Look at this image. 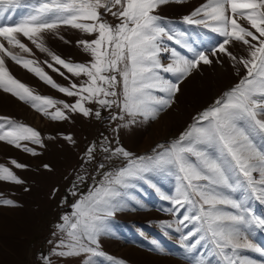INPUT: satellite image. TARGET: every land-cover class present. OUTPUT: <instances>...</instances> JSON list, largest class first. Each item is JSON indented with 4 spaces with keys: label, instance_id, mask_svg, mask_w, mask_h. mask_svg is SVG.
I'll return each mask as SVG.
<instances>
[{
    "label": "snow or ice",
    "instance_id": "obj_1",
    "mask_svg": "<svg viewBox=\"0 0 264 264\" xmlns=\"http://www.w3.org/2000/svg\"><path fill=\"white\" fill-rule=\"evenodd\" d=\"M171 2L173 0H35L25 5L23 0H0V90L31 103L53 120L68 119L65 110L91 116L93 111L86 103H97L109 109L116 106L133 120L137 116L154 119L162 108L171 106L182 79L201 63L213 62L204 51H196L181 39L184 33L161 25L158 10ZM22 7L28 10L17 13L18 19L12 20L16 9ZM106 14L119 22L109 23L104 18ZM183 19L222 37L219 45L212 49V55L226 54L246 69V75L213 106L194 118L195 123L170 145H159L162 151L155 156L131 159L132 154L123 148L115 149L116 154L130 158L127 166L115 174L106 173L100 185L74 205L72 216L63 217L60 229L66 232L68 242L60 241L58 247L64 250L57 251L56 255L88 254L89 259L84 264H93V256H103L104 253L92 245L98 246V237L107 227V217L120 207L122 189L154 171H166L176 180L174 195H165L164 199L185 210L186 214L179 220L181 225H193L183 237L189 241L187 250L201 256L202 242L211 244V256L197 259L195 264H213V259L215 264H256L245 253L264 255V247L252 239L253 231L264 230V217L256 215L248 202L254 198L264 204V0H206ZM9 20L11 24L7 23ZM64 26L95 36L91 40L77 41L90 54L89 63L68 62L46 46L44 34L59 35V29ZM22 38L48 53L52 61L68 73L87 79L71 87L57 84L36 61L14 51L31 53ZM59 38L64 39L62 35ZM165 39L187 48L193 58L175 47H167ZM234 41L247 46V58H237L228 50L226 46ZM161 53H168L171 62L162 63ZM6 58L59 92L78 99L68 104L34 94L12 75ZM48 67L64 76L53 64L49 63ZM161 73L175 76L176 82ZM156 92L166 96L155 95ZM49 109L55 111L49 112ZM95 115L99 117L101 113L96 111ZM0 121H3L0 141L35 154L22 141L41 144L38 131L7 117H0ZM92 152L90 148V157ZM12 163L17 168L25 167L15 160ZM0 180L22 183L3 165H0ZM238 192L239 198L232 195ZM0 203L12 205L13 201Z\"/></svg>",
    "mask_w": 264,
    "mask_h": 264
},
{
    "label": "rangeland",
    "instance_id": "obj_2",
    "mask_svg": "<svg viewBox=\"0 0 264 264\" xmlns=\"http://www.w3.org/2000/svg\"><path fill=\"white\" fill-rule=\"evenodd\" d=\"M29 2L35 3V0H23L25 5ZM205 2L173 0L158 10L162 26L184 33L181 39L196 51H204L213 62L201 63L182 79L179 91L172 97L171 106L162 108L154 119L137 116L133 120L116 106L109 109L101 108L97 103H86L85 106L93 111L91 116L65 110L68 119L53 120L31 103L0 90V117L33 128L40 133L42 140L41 144L22 141L35 154L0 141V165L10 168L22 181L0 180V201H13L12 205L0 203V264H47L49 261L50 264H84L89 259L88 254L78 257L56 255L57 251L64 250L58 247L60 241L68 242L66 232L60 229L63 217L72 216L74 205L98 187L106 173L115 174L127 166L130 158L155 156L162 151L159 145H170L195 123L194 118L213 106L246 75V69L226 54L212 55V49L219 45L222 37L184 21L185 16ZM17 13H23V9H16L12 20L18 17ZM104 18L113 25L119 22L111 14H106ZM8 22L11 24V20ZM94 38V35L66 26L59 29V35L44 34L45 44L51 52L68 62L84 64L92 58L77 41ZM22 39L31 53L20 49L14 51L36 61L57 84L71 87L72 84L81 85L87 79L83 75L76 77L68 73L62 66L56 65L48 53L41 52L26 38ZM164 44L193 58L192 52L174 41L165 39ZM226 47L237 58L248 56L247 46L241 42L234 41ZM161 58L164 64L171 62L168 53H161ZM49 63L59 68L64 76L49 68ZM6 65L12 75L31 88L34 94L68 104H74L78 99L59 92L10 58H6ZM161 74L176 82L175 76ZM154 94L166 96L159 92ZM52 111L55 109H49V112ZM96 111L101 113L99 117L95 115ZM121 116L123 119L119 118ZM90 148L93 149L91 157L88 154ZM117 148H123L132 156L126 158L116 154ZM13 160L25 167H15ZM175 187L176 180L172 175L166 171H154L147 173L145 179L133 181L131 187L122 189L124 195L120 207L114 215L107 217V227L98 237V246L92 245L104 253L103 256L91 257L93 264H195L197 259L210 257L209 242H202L199 247L201 256L187 250L189 241L183 237L193 225H181L179 220L186 214L185 210L164 199L165 195H174ZM232 195L239 198L240 193ZM248 202L256 215L264 217V204L254 198ZM225 210L234 211L230 208ZM168 224L171 227H167ZM252 239L264 247V230L253 231ZM245 254L256 264H264V255Z\"/></svg>",
    "mask_w": 264,
    "mask_h": 264
}]
</instances>
